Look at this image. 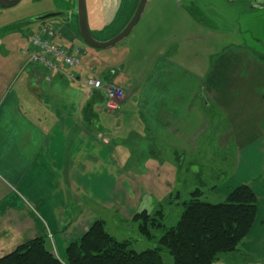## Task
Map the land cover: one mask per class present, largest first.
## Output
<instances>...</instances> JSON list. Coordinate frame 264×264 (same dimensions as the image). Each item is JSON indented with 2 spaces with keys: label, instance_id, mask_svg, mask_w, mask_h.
Masks as SVG:
<instances>
[{
  "label": "crops",
  "instance_id": "obj_1",
  "mask_svg": "<svg viewBox=\"0 0 264 264\" xmlns=\"http://www.w3.org/2000/svg\"><path fill=\"white\" fill-rule=\"evenodd\" d=\"M64 18L54 43L69 52L79 50L78 81L27 64L18 54L21 44L0 39V258L28 241L46 238L62 262L67 246L97 220L105 223L111 215L119 226L131 222L150 195L136 178L152 176L150 167L137 168L136 158H159L163 145L182 168L187 156L196 154L210 119L218 116L226 126L219 148L225 151L233 144L223 161L234 164L233 170L227 175L215 168L187 169L171 183L187 196L199 190L201 197L208 193L221 199L238 186L250 187L257 216L239 251L229 257L263 260L264 60L231 47L211 75L200 78L158 57L139 85L119 75L125 62L122 67L103 64L95 78L124 93L118 108L109 112L101 92L82 86L89 75L84 62L88 53L72 18ZM126 127L130 129L123 136ZM125 155L135 158L133 164L126 165ZM189 177L194 186L188 185ZM179 198L178 193L175 200Z\"/></svg>",
  "mask_w": 264,
  "mask_h": 264
},
{
  "label": "rangeland",
  "instance_id": "obj_2",
  "mask_svg": "<svg viewBox=\"0 0 264 264\" xmlns=\"http://www.w3.org/2000/svg\"><path fill=\"white\" fill-rule=\"evenodd\" d=\"M126 1L133 2L132 0H85L88 28L96 40L105 41V38L112 36L111 31L117 29V18ZM228 6L223 0H148L135 28L119 45L106 50H96L78 40L88 53L84 60L85 64L89 65L86 71L95 77V73L96 76L100 75L103 64L114 66L119 64L122 67L125 62L126 68L122 72L119 70V75H122V79H126L127 82L132 80L133 84L138 83L139 85L148 77L152 63L158 57L167 59L177 67L200 78L211 75L210 70L215 69L218 58L231 47L233 49L242 47L249 54L263 61L264 12L246 14L241 12L240 4L233 7ZM48 13L72 14V24L74 27L77 26L76 0H20L14 7L0 8V39L5 43L11 41L21 44L18 49L20 56L29 46L34 31L40 26V23H29V21L36 16ZM65 19L61 16L46 22L56 27H65ZM103 32L105 35L101 34ZM61 41L65 47H68L66 39ZM23 58L26 60L27 56ZM94 69L96 72L93 71ZM215 113L211 112V115ZM105 118L109 120L112 117ZM213 119L214 121L212 119L209 121L210 129L201 139L196 154L193 157L188 155L182 168L178 165L174 152L163 145H161L162 155L159 158L148 160L136 158L137 168L145 165L152 170V176H147V181L144 178H136L147 192L150 191V195L144 198L141 209L150 214L157 210L162 211L167 227L173 226L179 218L181 211L177 206L179 201L189 199L188 194L184 193L185 189H178L177 184L173 187L172 178H183L187 169H200L206 172L207 169L215 168L229 175L234 168V164L229 166L223 162L228 148H234L233 144L229 145L225 151L219 148L222 145L220 138L226 127L225 122L218 116H214ZM129 129L130 127H126L122 131L123 136L128 133ZM125 158L126 165L133 164L135 159L132 155H125ZM192 163L197 166L194 167ZM256 163L261 165L260 160ZM155 173H158V176H155ZM216 178L217 175L213 176L211 181H216ZM188 179L194 180V178L186 179L188 185L194 186ZM229 181L227 180L225 185ZM167 182L169 187H167ZM160 185L165 187V193H162L164 187L161 188ZM150 186L154 189L153 192ZM259 187H262L261 201H264V173L262 185L259 184ZM178 193L180 198L176 201L175 197ZM204 195L205 197H201L204 202L220 203L223 201L218 197H208V193ZM104 221L107 232L116 241H129V249L137 253L152 249L156 245L155 242L145 240L138 235L136 224L124 222V226H119L118 224L122 225V223L111 215L105 216ZM162 257L164 264H172V259L166 253H163ZM244 261L243 256L236 259L225 256L213 264H264V259Z\"/></svg>",
  "mask_w": 264,
  "mask_h": 264
},
{
  "label": "trees",
  "instance_id": "obj_3",
  "mask_svg": "<svg viewBox=\"0 0 264 264\" xmlns=\"http://www.w3.org/2000/svg\"><path fill=\"white\" fill-rule=\"evenodd\" d=\"M137 3L135 0L129 6L125 2L111 37L125 27ZM58 28L60 33L61 27ZM188 197V201L178 203L181 211L173 226H166L162 211L150 214L141 210L134 216L131 223L137 225L138 235L156 243L152 249L140 253L129 249V241H116L107 232L106 224L97 220L67 246L62 262L46 238H36L1 257L0 264H164L163 253L172 259V264H213L236 254L257 216L253 190L245 185L238 186L220 203L202 201L199 190Z\"/></svg>",
  "mask_w": 264,
  "mask_h": 264
},
{
  "label": "built area",
  "instance_id": "obj_4",
  "mask_svg": "<svg viewBox=\"0 0 264 264\" xmlns=\"http://www.w3.org/2000/svg\"><path fill=\"white\" fill-rule=\"evenodd\" d=\"M60 35L59 28L49 24H42L32 35L28 48L22 52L27 56V64H33L52 74H62L69 81H78L76 70L81 67L79 50L69 52L64 47L57 46L54 41ZM82 86L102 93L105 99V108L114 112L124 97L123 90L104 83L92 75H87L81 81Z\"/></svg>",
  "mask_w": 264,
  "mask_h": 264
},
{
  "label": "water",
  "instance_id": "obj_5",
  "mask_svg": "<svg viewBox=\"0 0 264 264\" xmlns=\"http://www.w3.org/2000/svg\"><path fill=\"white\" fill-rule=\"evenodd\" d=\"M147 1L148 0H138L137 6L132 16L130 17L125 27L118 34L105 41H98L91 35L88 28L85 0H76V30L79 34L80 39L84 44L96 50H106L119 45L129 36V34L135 28L143 13ZM19 2L20 0H0V8H11L17 5ZM61 16L67 17L63 13H48L32 18L29 23H41L49 19Z\"/></svg>",
  "mask_w": 264,
  "mask_h": 264
},
{
  "label": "flooded vegetation",
  "instance_id": "obj_6",
  "mask_svg": "<svg viewBox=\"0 0 264 264\" xmlns=\"http://www.w3.org/2000/svg\"><path fill=\"white\" fill-rule=\"evenodd\" d=\"M132 1H135V0H132ZM223 2L226 5H229L228 7H233L235 5L240 4L241 12H244L246 14H255V13L264 12V0H223ZM131 3L133 2H130V3L127 2L129 6L131 5ZM65 15L67 16V19L70 21L72 14L66 13Z\"/></svg>",
  "mask_w": 264,
  "mask_h": 264
}]
</instances>
